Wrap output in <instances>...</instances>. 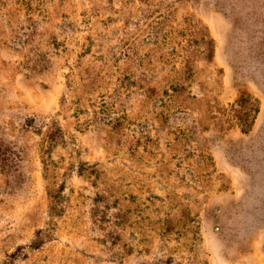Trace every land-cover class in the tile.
I'll return each mask as SVG.
<instances>
[{
	"label": "rangeland",
	"instance_id": "obj_1",
	"mask_svg": "<svg viewBox=\"0 0 264 264\" xmlns=\"http://www.w3.org/2000/svg\"><path fill=\"white\" fill-rule=\"evenodd\" d=\"M0 264H264V0H0Z\"/></svg>",
	"mask_w": 264,
	"mask_h": 264
},
{
	"label": "trees",
	"instance_id": "obj_2",
	"mask_svg": "<svg viewBox=\"0 0 264 264\" xmlns=\"http://www.w3.org/2000/svg\"><path fill=\"white\" fill-rule=\"evenodd\" d=\"M204 43L207 44L208 50L213 51L212 43L204 40ZM258 101L253 100L249 96H242L236 100L230 107V109H224L221 112L222 123L227 124L228 128L239 127L242 132L249 133L260 113V108L258 106ZM63 137V131L56 123L51 125L48 139L50 145L53 147L61 142Z\"/></svg>",
	"mask_w": 264,
	"mask_h": 264
}]
</instances>
